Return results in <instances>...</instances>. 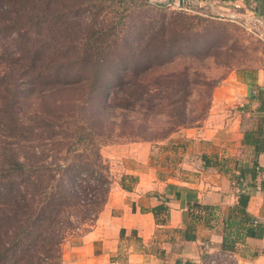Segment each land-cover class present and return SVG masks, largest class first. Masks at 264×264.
I'll return each mask as SVG.
<instances>
[{"label": "rangeland", "instance_id": "rangeland-1", "mask_svg": "<svg viewBox=\"0 0 264 264\" xmlns=\"http://www.w3.org/2000/svg\"><path fill=\"white\" fill-rule=\"evenodd\" d=\"M169 0H29L26 1V15L18 21V27L0 32V76L10 72L8 80L0 84V166L14 160H22L28 165L49 163H64L69 144L74 146L76 138L74 130L84 124L85 116L91 117L94 122L103 125L93 128L96 133L105 134L107 138L116 140L117 144H108L102 147L105 163L108 165L112 179L115 178L113 162L106 156L105 150L119 144L134 142H161V137L154 132L145 133L148 141L127 140L126 137L117 138L127 128H121L118 123L121 120L130 124L135 122L141 129L156 130L164 121L166 115L157 116V119L146 118L138 113H127L115 108L116 93L122 96V92L115 88V78L111 75L112 69L106 75L98 92H92L88 83H84L83 89L77 90L66 85L67 80L49 85V81L25 76L29 71V61L19 56L25 43L18 40L20 30L33 39L36 38L31 26L32 15L39 14L31 9L36 3L39 8L49 3L51 8L47 32L52 34L59 30L55 19L62 15V19L69 22L73 39L80 40L76 49L80 52L90 48L89 36L98 29L106 28L110 33L104 35L109 41L105 47L108 53L124 54L125 49L139 52L136 44L132 43L138 32L144 34L150 30V23L159 30L162 24L171 28L170 21L184 22L190 26L184 29V23L176 24L177 30L186 37L181 40L175 49V56L169 59V63L163 69L152 73L147 77L151 85L154 83H168L174 88L168 90L171 102L175 103L179 111L185 112V118L190 120L186 128L199 127L203 124L210 111L212 97L217 86L231 74L237 73L244 77L254 74L264 67V25L256 20L253 15L246 12H237L234 17L227 10L213 11L205 0H185V5L180 7L178 3L160 6L158 3H167ZM147 2L152 6L164 8V13L150 12L144 8ZM21 4V0H0L3 11L6 8ZM31 6V7H30ZM139 6L141 8H139ZM1 12V11H0ZM34 12V13H32ZM40 10V17L48 16ZM164 16L167 18L163 21ZM22 22V23H21ZM77 23V26L76 24ZM21 24V25H20ZM115 27V29H114ZM114 29V30H113ZM112 30V32H111ZM49 37V35H47ZM189 37V38H188ZM30 45L34 42L28 40ZM51 44V41H49ZM81 43V45H80ZM63 51L70 49L61 43ZM102 45L100 43L98 47ZM97 47V48H98ZM34 46L29 50L33 51ZM59 49V48H58ZM62 48L59 50L61 51ZM71 54V53H69ZM104 65V62H101ZM49 65V64H45ZM83 66V65H82ZM46 67V66H45ZM87 67V66H83ZM43 66L37 69L43 70ZM121 68V67H120ZM128 77V76H127ZM127 81L131 77L127 78ZM242 78V77H241ZM45 81L47 83L45 84ZM1 82V81H0ZM9 83V84H8ZM81 85V86H83ZM159 90V89H158ZM148 96L152 101L163 98L161 92ZM161 102V101H159ZM95 105L100 106L102 113L99 117L94 110ZM94 110V112H91ZM145 119L149 124L144 123ZM153 131V130H151ZM173 134V133H172ZM104 152V153H103ZM74 156V155H72ZM73 159V158H72ZM70 162H76L71 161ZM0 172V176H1ZM133 183L132 178L126 179L127 186ZM83 234V233H82ZM81 232L67 233V239L75 240ZM231 262V261H229ZM232 263V262H231ZM221 264H225L222 263Z\"/></svg>", "mask_w": 264, "mask_h": 264}, {"label": "trees", "instance_id": "trees-1", "mask_svg": "<svg viewBox=\"0 0 264 264\" xmlns=\"http://www.w3.org/2000/svg\"><path fill=\"white\" fill-rule=\"evenodd\" d=\"M26 1L29 0H21V4L14 5L11 9L6 8L4 11L3 7H0V27L5 31L18 27V21L27 13ZM145 7L150 12L164 13V8L152 6L147 2L144 4ZM31 9L39 13L30 18L36 38L33 39L22 33V30L18 34V40L25 43L19 56L25 57L24 61L30 59L27 66L29 71L25 72L26 77H34L32 73L35 71L37 78L49 81L50 86L67 80L66 85L77 90L87 87L83 85L84 82L88 83L92 92L97 93L112 69L111 75L117 81L116 84L118 83L115 88L123 94L119 96L116 93L117 98L113 103L115 108L127 113H138L146 118L152 117L153 120L157 119V116L166 115L159 128L154 130L151 127L153 131L141 129V126L135 123L138 121L130 124L126 121L127 118L121 120L118 125L127 129L118 134L117 138L148 141L151 139H148L145 133L149 131L165 140L172 133L187 127L190 120L185 118L186 113L179 111L168 95L167 91L174 88L167 86L168 83L159 81L151 85L147 81L150 74L163 69L169 63V59L176 55L175 49L181 40L186 38L177 30L176 24L184 22L170 21L171 28L162 24L159 30L150 23L148 32L147 30L144 34L138 32L133 38L132 43L137 45L139 52L125 49L124 54L107 52L105 47L109 41L104 40V35L110 32L106 28H101L89 36L88 40L93 45L80 52L79 48L75 51V46L80 40H71L72 30L69 31V22L63 20L62 15L53 19L59 25L56 33L47 32L49 37L43 33L46 29L45 25H49V21L52 20L49 14L50 3L49 11L48 4H43L39 8L36 3ZM40 10L45 15L49 14V17H40ZM166 20L164 16L163 21ZM74 24L77 26V23ZM184 25V29H190L186 23ZM2 31L3 29L0 28V32ZM28 40L34 43L30 45ZM61 43L66 46L70 44V49L63 51ZM100 43L102 45L98 47ZM30 46H34L32 52L29 50ZM58 48H62L61 51ZM101 62H104V65ZM38 66H43V70L37 69ZM10 74L12 73L9 70L0 76V84L7 81ZM126 77L131 78L127 81ZM158 91L163 95V98H158L161 102L152 101L148 96H157L154 92ZM94 108L101 117L100 106L95 105ZM83 121L84 124L74 130L76 138L74 146L77 148L72 149V144H69L66 152H63L66 155L64 163H49V165L41 163L34 166L15 158L0 166L2 174L0 176V264H62V246L66 234L81 232L82 235L94 227L108 201L113 185L108 165L103 158L102 147L117 143L116 140L107 138L105 134L96 133L93 125L96 124L97 127L103 125L94 122L91 117L85 116ZM144 123L149 124L147 119ZM254 167L241 171L234 182L235 187L241 179L245 180L247 175L253 180L257 178L259 170L256 165ZM255 186L253 182L247 184L244 192L239 195V203L235 209L239 214V222L232 223L230 220L227 223L223 240L225 251H232L235 244L246 237H259L263 234L261 226L251 225L253 219L246 210ZM261 187L264 191V180ZM212 210L211 207L197 203L190 206L191 222L184 231H181L185 240L196 239V227L201 219L199 212L211 214ZM153 211L158 216L162 212H167L168 208L158 206Z\"/></svg>", "mask_w": 264, "mask_h": 264}, {"label": "crops", "instance_id": "crops-1", "mask_svg": "<svg viewBox=\"0 0 264 264\" xmlns=\"http://www.w3.org/2000/svg\"><path fill=\"white\" fill-rule=\"evenodd\" d=\"M205 1L213 11L246 12L264 25V0ZM105 154L115 171L108 201L90 231L63 243L62 264H211L227 253L236 264H264V232L223 250L227 223L239 222V195L252 182L246 210L264 224V67L249 78H225L201 126ZM255 165L257 178L247 175L235 187L241 171ZM195 203L213 210L199 212L196 239L187 241L181 231ZM158 206L168 211L156 216Z\"/></svg>", "mask_w": 264, "mask_h": 264}, {"label": "built area", "instance_id": "built-area-1", "mask_svg": "<svg viewBox=\"0 0 264 264\" xmlns=\"http://www.w3.org/2000/svg\"><path fill=\"white\" fill-rule=\"evenodd\" d=\"M251 223H252L253 227L261 226L263 229V232H264V224L260 223V221L258 219L252 220ZM229 261H231L232 263ZM221 262L225 263V264H236L235 262H233L232 255L230 253L220 255L218 258L213 259L211 261V264H221Z\"/></svg>", "mask_w": 264, "mask_h": 264}, {"label": "water", "instance_id": "water-1", "mask_svg": "<svg viewBox=\"0 0 264 264\" xmlns=\"http://www.w3.org/2000/svg\"><path fill=\"white\" fill-rule=\"evenodd\" d=\"M178 3L180 7H183L185 5V0H169L167 3H158L160 6H167L170 5L171 3Z\"/></svg>", "mask_w": 264, "mask_h": 264}]
</instances>
